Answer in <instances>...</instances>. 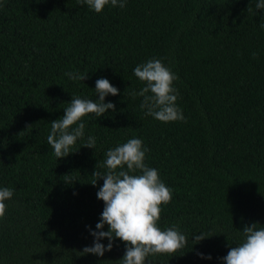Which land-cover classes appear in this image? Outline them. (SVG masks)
<instances>
[{
    "label": "trees",
    "instance_id": "1",
    "mask_svg": "<svg viewBox=\"0 0 264 264\" xmlns=\"http://www.w3.org/2000/svg\"><path fill=\"white\" fill-rule=\"evenodd\" d=\"M256 3L127 0L97 14L79 0H0V188L13 191L0 218V264H118L119 240L103 257L80 252L92 246L88 229L96 231L104 207L103 180L93 186L91 175L134 137L172 189L159 227L178 225L188 238L174 256L146 264H222L245 224L264 225V10ZM153 58L178 77L186 122L156 121L131 97L145 86L133 69ZM100 78L119 90L105 98L115 111L85 117L84 138L57 160L50 123L72 96L98 99ZM89 135L95 149L84 148ZM200 233L213 237L193 245Z\"/></svg>",
    "mask_w": 264,
    "mask_h": 264
},
{
    "label": "clouds",
    "instance_id": "2",
    "mask_svg": "<svg viewBox=\"0 0 264 264\" xmlns=\"http://www.w3.org/2000/svg\"><path fill=\"white\" fill-rule=\"evenodd\" d=\"M79 3L99 14L109 5L123 9L127 0H79ZM255 7L264 10V0H257ZM260 27L264 29V21ZM252 56L255 58L257 54L252 53ZM133 74L145 86L130 95L133 99L142 98L140 109L146 116L162 123L186 122L177 106L179 93L174 82L178 77L170 68L160 59L153 58L137 65ZM65 75L72 81L84 82L88 78L87 74L79 72H66ZM94 91L98 97L96 100L72 96L63 109L64 115L50 123L47 143L57 160L72 154L71 149L77 140L84 138L86 125L82 121L85 117L94 114L101 118L109 110L115 111V104L106 103L105 98L119 95V90L108 79L96 80ZM31 127L26 126V130ZM95 144V137L89 135L84 148L95 149ZM147 151L142 139L134 137L109 149L103 162L97 163L91 184L96 186L99 180H103L97 199L104 207L96 231L88 229L94 238L93 244L84 247L81 256L103 257L105 252L112 251L114 241L119 240L125 245V253L118 264H146L149 256H174L187 246L188 238L178 225L164 230L159 227L162 207L171 202L172 189L162 182L157 169L145 164ZM64 179L71 183L70 175H65ZM12 196L11 189L0 188V218L6 213L5 201ZM241 236L242 240L236 246L229 245L227 255L220 258L222 264H264V225L245 224ZM211 237L208 233L194 234L192 243L199 244ZM105 239L107 246L101 243ZM198 255L201 259H212L210 255Z\"/></svg>",
    "mask_w": 264,
    "mask_h": 264
}]
</instances>
